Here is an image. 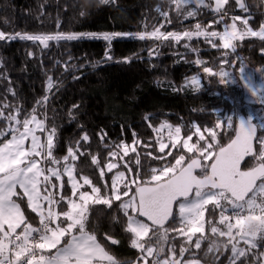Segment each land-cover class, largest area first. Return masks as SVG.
<instances>
[{
    "label": "trees",
    "instance_id": "obj_1",
    "mask_svg": "<svg viewBox=\"0 0 264 264\" xmlns=\"http://www.w3.org/2000/svg\"><path fill=\"white\" fill-rule=\"evenodd\" d=\"M204 2L211 7L204 9L194 0L193 9L197 15L189 17L187 11L190 9L182 8L183 11L178 12L173 0H114L108 4L101 0H0V31L6 37L56 33L96 34L97 37L105 33L128 34L117 36L110 43L89 36L49 41L47 48L38 41L0 40V109L7 114L19 108L21 118L36 109L35 114L45 120L46 128L56 130L55 158L62 162L72 148L78 157L74 160L77 177H88L93 185L101 187L102 193L106 191L105 182L110 184L117 172L126 171L121 164L123 150L118 145L135 146L136 152L125 156V162L141 181H147L153 169L174 163V157L193 155L181 148L159 152L157 129L163 123L180 126L184 137L193 133L196 125L202 129L213 128L218 120L226 121L225 114L235 111L239 103L244 111L247 108L241 67L246 72L261 70L264 74V52L261 51L264 42L255 37L245 39L235 52L213 48L204 37H194L190 41L185 38L179 42L138 38L139 33L155 29L165 33L194 31L197 23L202 27L211 24L209 31L222 32L238 14L248 18L254 30L264 24V0H244L247 11L229 0L222 13L214 11L213 0ZM237 24L239 26L240 22ZM196 60L202 64H196ZM225 60L228 62L224 63ZM204 67L217 73L226 71L228 83H220L221 77L205 73ZM193 76L201 80L199 90L188 86ZM230 77H235L238 84L229 82ZM49 78L55 85L51 91ZM45 96L47 102L38 104ZM4 105L10 107L4 108ZM253 122L259 124L261 120ZM6 125L7 122L0 118V128ZM233 125L237 126V120ZM232 136V130L221 132L220 143L227 144ZM191 142H198V137L193 135ZM199 143L202 145L203 141ZM112 152L118 155L113 157ZM168 152L171 155H167ZM137 156L139 165L136 164ZM159 156L165 158H156ZM93 157L98 159V164L93 163ZM109 162L119 167L109 172L106 167ZM101 167L105 169L103 177L99 171ZM135 187L132 186L133 192ZM85 190L91 191V187ZM63 195L69 196L66 188ZM118 204L114 202L111 208L103 204L92 206L89 230L96 233L120 264H132L140 260L141 252L130 246L132 237L124 230L126 217ZM21 205L23 207L22 201ZM65 205L62 201L58 210H66ZM24 211L28 221L39 226L38 216L28 208ZM207 217L214 222L218 220L209 213ZM178 221L177 216V228ZM174 224L171 222L169 226ZM206 232L207 238L200 249H195L194 243L184 242L177 233H170L165 253L159 254V258L168 257L169 248L175 245L178 259L180 248L188 249L183 253L182 262L191 256L201 264H230L232 254L227 237L212 235L208 226ZM105 234L119 243L111 244ZM148 242L155 244L154 239ZM213 243L215 247L209 251ZM262 251L264 248L252 249L236 264H262L264 257L257 259Z\"/></svg>",
    "mask_w": 264,
    "mask_h": 264
},
{
    "label": "snow or ice",
    "instance_id": "obj_2",
    "mask_svg": "<svg viewBox=\"0 0 264 264\" xmlns=\"http://www.w3.org/2000/svg\"><path fill=\"white\" fill-rule=\"evenodd\" d=\"M110 2L114 0H101L104 4ZM190 2L191 0H173L178 12L183 11L182 6ZM236 2L241 9L247 11L244 0ZM196 3L204 5V0H196ZM228 3L229 0H214V11L222 13ZM207 6L211 7L210 4ZM164 15L167 18V14ZM196 15V11H187L189 17ZM237 21L240 22L239 26ZM210 27L211 24L202 27L197 23L194 31L182 33H165L155 29L150 33H139L138 38L179 42L185 38L190 41L194 37H204L213 48L222 47L232 52L247 38L255 37L264 42V24L254 30L249 19L241 16L232 17V23L226 25L222 32L209 31ZM121 35L128 34L105 33L97 37L96 34L56 33L16 34L6 37L0 31V40L18 38L38 41L47 48L49 41L76 40L89 36L102 38L110 43ZM211 38H217L222 43L217 44ZM185 47L189 45L185 44ZM261 51L264 52V49ZM195 63L202 64V61L196 60ZM203 71L211 76L221 77L220 83H228L225 78L229 73L226 71L217 73L210 67H204ZM240 72H244L243 67ZM242 78L246 80V87L252 96L257 98L256 102L264 104V86L258 88L253 85L251 76ZM188 86L199 87L200 80L193 76ZM48 87L49 91L55 87L51 78ZM47 99L45 96L38 104L46 103ZM9 107L10 105H4V108ZM35 112L36 109H33L21 118L19 108L7 114L0 109V118L7 122L5 128H0V264H120L98 240L96 233L89 230L92 206L103 204L111 208L117 201L126 217L124 230L132 237L130 246L145 254L141 257L143 264H148L145 257H156L153 264H181L183 253L188 251L185 247L180 248L179 259L175 245L168 250L170 258L159 259V254L165 253L170 233L175 232L178 236L185 237L186 243H194L195 249H200L202 241L207 238L206 226L212 235L227 237L228 244L231 245L230 264H236L241 257H247L252 249L264 248V117L259 124L253 123L251 116L247 119L240 117L238 127H234L232 117H228L226 121L218 120L213 128L202 129L196 125L195 131L186 137L182 135L180 126L165 122L160 130L168 129L172 147L179 146L193 155L187 157L181 154L174 157V163L153 169L147 181L130 179L125 172H117L110 184L105 182L103 187L106 191L102 193L101 187L93 185L88 177H83L81 183L74 175L75 165L69 161L78 157L72 148L63 157V166L56 167L61 164L54 156L56 130L47 129L45 120L39 119ZM13 123L19 127H13ZM226 130H232L233 136L227 144H221L220 133ZM258 130L262 132L259 136ZM37 131L47 132L43 141L36 134ZM193 135L198 137V142H191ZM29 138L30 145L27 143ZM84 139H88L87 135ZM199 141H203V144ZM117 147L122 148L125 156L129 150L136 152L134 145L130 147L122 144ZM168 147L161 138L159 152L164 153ZM111 155L115 157L118 153L112 152ZM167 155H171V152ZM45 161L53 166H41ZM205 161L211 163H204ZM93 163L98 164L96 157H93ZM139 163L137 156L136 164ZM249 164L252 166L249 167ZM106 167L111 172L119 165L109 162ZM99 171L103 177L105 169L101 167ZM65 174L71 185V196L68 197L63 195ZM84 185L91 186V191H81ZM132 185H136L134 192ZM129 193L132 194L129 196ZM125 196H129V199L124 200ZM65 200L66 210H58V205ZM25 208L37 214L39 226L28 221ZM174 208L178 209L180 226L166 227L169 221L175 223L177 219L173 214ZM206 213L217 216L218 220L214 222L211 218L206 219ZM193 237H196L195 241ZM105 239L113 245L119 243L107 234ZM153 239L155 244H149L148 241ZM241 242L247 247H240ZM156 244L160 247L157 248ZM213 247L214 243L208 250L212 251ZM261 257H264V251L259 253L257 259ZM134 264H140V261L137 260ZM184 264H200V261L190 259Z\"/></svg>",
    "mask_w": 264,
    "mask_h": 264
},
{
    "label": "rangeland",
    "instance_id": "obj_3",
    "mask_svg": "<svg viewBox=\"0 0 264 264\" xmlns=\"http://www.w3.org/2000/svg\"><path fill=\"white\" fill-rule=\"evenodd\" d=\"M235 2H236V0H234ZM194 2V0H191V2L190 3H186V4H184L183 6H182V8L183 9H190V11H194V9H193V6H194V4H196V3H193ZM213 2H214V0H213ZM237 3V2H236ZM238 4V3H237ZM208 3L207 2H204V5H203V8L204 9H207L208 8ZM214 8H215V4H214ZM246 14V13H245ZM238 16H240L239 14H238ZM214 41L215 40H217V38H215V39H213ZM249 76H251V78H252V84L253 85H255V86H257L258 88L259 87H261V86H264V74H263V72L260 70V71H255V72H253V73H251V72H246L245 70H244V72L242 73V75H241V81H242V86H243V89H244V93H245V99H244V104L247 106V108L245 109V111H244V108L242 107V104H238L237 105V109L235 110V111H233V112H231V113H228V114H225V118H226V120H227V118L228 117H232V120L233 121H235V120H238V118L240 117V116H242V115H244V116H246L247 118L249 117V116H251V117H253V121H255V120H261L262 119V117H264V108L262 107V105H264V104H260V103H258V102H256V100H257V98L256 97H254V96H252V94L250 93V91L248 90V88L246 87V80L244 79V78H242V77H249ZM200 80V79H199ZM229 82H231L232 84H238V82H237V79L235 78V77H230L229 78ZM202 87V83H201V80H200V86L199 87H197V86H189V88H191L192 90H199L200 88ZM232 102H234L233 100H231ZM246 101V102H245ZM246 111H247V113H248V115H247V113H246ZM255 123V122H254ZM164 124V123H163ZM13 127H19V125H15L14 123H13V125H12ZM157 133H158V138L159 139H163V142L164 143H167L168 145H169V149H180L179 148V146H177L176 148H173L172 147V144H171V142H170V140H169V137H168V129L167 128H164L163 130H160V127L157 129ZM38 136H41V139H42V141H43V139H45L46 138V136H47V132L45 131V132H40V131H37V133H36ZM9 138H10V136H9ZM29 145H30V138H29V141L27 142ZM167 148V149H168ZM167 149H165V150H167ZM186 150V149H185ZM132 153V151L131 150H129V153L128 154H131ZM123 155V154H122ZM127 156V155H126ZM122 159H121V164L123 165V166H125V170L127 171V173H126V175L127 176H129L128 178H135V179H137L138 181H141L139 178H138V176H137V174L135 173L134 174V172L132 171V169L129 167V165L125 162V155H123L122 157H121ZM39 159V158H38ZM76 160V159H75ZM70 163H73L74 164V160H71L70 159V161H69ZM63 163H64V161H62L61 162V164L60 165H56V167H62L63 166ZM41 166H44V167H52L53 165L52 164H48L46 161L45 162H43L42 163V165ZM115 169V168H114ZM129 169H131V171H129ZM113 170V169H112ZM126 171H124V172H126ZM74 175H76V171L74 172ZM126 176V177H127ZM76 177H77V175H76ZM67 174H65L64 175V181H65V186H64V189H63V194H64V191H65V188L69 191V196H71V185L67 182ZM77 179H79L78 177H77ZM80 181H81V183L83 182V179L82 178H80L79 179ZM55 183H59V181H54ZM132 186H134V185H132ZM136 186V185H135ZM87 187H91V186H89V185H84L80 190L81 191H86L85 189L87 188ZM120 187H121V191H123L124 189H123V184L121 183V185H120ZM19 190V189H18ZM131 195V193H129V196ZM125 197H128V196H125ZM73 199H75V197H72ZM124 198V197H123ZM129 199V198H128ZM127 200V199H126ZM64 202H66L67 203V201L65 200ZM36 214V213H35ZM130 214H132V215H136L135 213H130ZM37 215V214H36ZM177 216H178V209H177ZM205 216H206V219L208 218L207 217V213L205 214ZM178 224H179V221H178ZM177 226L178 225H176V222H175V224H174V226H173V228H177ZM181 238H183V240H184V242H186V238L185 237H183V236H181ZM194 239H196V237H193V240ZM203 242V241H202ZM149 244H150V242H148ZM243 244V242H241L240 243V247H242V248H244L245 246H243L242 245ZM193 245V244H192ZM157 247V246H156ZM158 248V247H157ZM136 249V248H135ZM138 250V249H137ZM139 251V250H138ZM140 252V251H139ZM113 255V254H112ZM114 256V255H113ZM145 256V254H143V253H141V257H144ZM115 257V256H114ZM145 258H147V260H148V264H153V260L154 259H156V257H145ZM165 258H170V255L168 256V257H165ZM165 258H163V259H165ZM160 259V258H159ZM163 259H161V260H163ZM190 259H193L191 256H189V258L188 259H186L185 261H187V260H190ZM140 264H143V259H141L140 258ZM184 261V262H185ZM136 262V261H135ZM184 262H182L181 264H184ZM132 264H134V262L132 263ZM201 264V263H200Z\"/></svg>",
    "mask_w": 264,
    "mask_h": 264
},
{
    "label": "water",
    "instance_id": "obj_4",
    "mask_svg": "<svg viewBox=\"0 0 264 264\" xmlns=\"http://www.w3.org/2000/svg\"><path fill=\"white\" fill-rule=\"evenodd\" d=\"M240 117H244L245 119H247V117L244 116V115H242V116H240ZM240 117H239V118H240ZM239 118H238V120H237V126H236V127H238V124H239ZM253 123H254V122H253ZM257 135H258V136L260 135V130L257 131ZM246 159H251V158H246ZM197 172H199V170H197ZM173 214H174V216H175V214H176V208H174V210H173ZM171 222H172V221H169V224L166 225V227H168V226L171 224Z\"/></svg>",
    "mask_w": 264,
    "mask_h": 264
},
{
    "label": "flooded vegetation",
    "instance_id": "obj_5",
    "mask_svg": "<svg viewBox=\"0 0 264 264\" xmlns=\"http://www.w3.org/2000/svg\"><path fill=\"white\" fill-rule=\"evenodd\" d=\"M157 247L159 248L160 246L157 245Z\"/></svg>",
    "mask_w": 264,
    "mask_h": 264
}]
</instances>
